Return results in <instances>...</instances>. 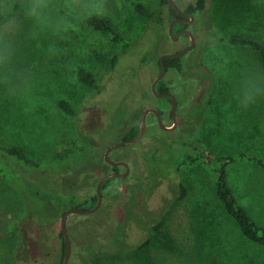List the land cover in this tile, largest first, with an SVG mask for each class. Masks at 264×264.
Segmentation results:
<instances>
[{
	"label": "rangeland",
	"instance_id": "rangeland-1",
	"mask_svg": "<svg viewBox=\"0 0 264 264\" xmlns=\"http://www.w3.org/2000/svg\"><path fill=\"white\" fill-rule=\"evenodd\" d=\"M110 2L116 22L107 20L129 44L126 52L112 43L106 32L86 22L65 40L55 41L61 50L57 56L48 55L50 35L26 39L21 56L34 73L33 89L24 99L7 98L0 90L1 144L23 147L31 159L39 161V166L30 168L15 157L0 155V264H62L60 218L70 210L62 196L72 197L78 190L72 186L69 171L98 165L108 148L139 126L145 109H160L163 123L173 125L170 102L155 97L151 83L160 73V56L182 50L191 43L190 38L175 42L169 37L160 46L156 44L154 27L134 6L140 3L155 9L159 0ZM174 2L184 10L196 0ZM236 3L205 0L204 11L196 12L188 27L196 46L181 57L185 67L179 73L168 70L164 76L165 82L172 83V92L183 82L189 84L178 95L182 105L189 101L191 85L196 88L197 81L203 80L198 91L209 104L202 111L201 104L193 106L195 112H178L177 127L164 133L149 113L142 139L110 152L112 160L130 166L124 189L118 191L113 181L102 191L97 211L67 216L72 242L68 264H82L80 251L87 245L98 253L99 264H264V247L240 236L215 195L216 170L225 167L235 198L264 230V167L251 159L264 160V98L247 110L240 109L233 84L219 78L209 66L207 48L201 43L202 35L218 30L225 37H252L264 45V0ZM164 14L167 28V7ZM221 44L234 78L242 65L262 70L253 48ZM149 50L155 59L147 65L140 63ZM80 69L95 75L97 88L79 81ZM61 100L72 104L75 116L58 107ZM190 144L201 147L199 151L210 156V163L199 157L192 166L175 173L174 166L184 154H199L190 150ZM155 150L154 155L151 151ZM228 158L233 161L227 163ZM180 186L186 194L177 199ZM95 193L94 187L83 189L80 198ZM146 239L150 242L139 253L117 252L120 240L135 248Z\"/></svg>",
	"mask_w": 264,
	"mask_h": 264
},
{
	"label": "trees",
	"instance_id": "trees-1",
	"mask_svg": "<svg viewBox=\"0 0 264 264\" xmlns=\"http://www.w3.org/2000/svg\"><path fill=\"white\" fill-rule=\"evenodd\" d=\"M233 3L237 6L236 0H232ZM243 6V4H242ZM167 7L168 10V23H170L173 18L178 17L176 14V11L174 8L171 6L169 0H159V6L155 9H149L144 7L142 4L137 3L134 6V11L142 16H144L147 21L154 27L156 34H158L156 44L160 46L163 42L166 40L170 39L169 34H168V26L165 28V18H164V8ZM205 8V0H196L195 5H190L186 8V12L193 14L196 12H202L204 11ZM239 15V14H237ZM87 25L95 30L98 31H104L110 38L111 42L114 43L115 45H118L121 47L122 51L127 50L129 47V44L125 41L124 36H122L116 29H114L108 22L107 19L104 20H99L96 18H93L91 20L86 21ZM187 26L181 22L176 23L173 26V34H177L183 29H185ZM222 42H226L230 45H239V46H244V47H251L258 53L259 61L262 67V70H264V45L258 41L257 39H254L252 37H246V36H241V37H225L223 36L221 38ZM155 53L153 51L149 50V53L142 55L140 59V63L142 64H149L150 61H153L155 59ZM117 62V56L114 57L113 59V65ZM158 66L161 71V66L159 63L158 59ZM166 68L168 70H175V71H182V69L185 67L182 63V58H165L164 59ZM202 68L208 72V67L205 64L201 65ZM210 71V70H209ZM209 73V72H208ZM78 79L81 83L88 87L92 88H97V78L92 72H89L85 69H80L77 72ZM200 90L203 88V86H199ZM156 91L158 93H165L168 91V89L165 87L164 83L160 81L156 87ZM200 93V96L198 95ZM169 100L168 98H165ZM211 102V101H210ZM194 106L199 107L200 106L201 111L205 110L206 106L209 104V99L206 101L205 96L201 94V91L197 92L195 101H194ZM58 107L66 113V115L73 117L76 115L75 109L72 106V104L69 101L66 100H61L58 102ZM140 126H133L123 137L122 141H128L133 139L139 132ZM161 132L164 133L163 130ZM190 150H197L199 151L202 149L201 147H197L195 145L190 144L189 145ZM87 150V147H86ZM152 153L157 154V151H151ZM8 155L10 157H15L18 161L23 162L26 164L28 167L33 168L36 166H39V161H36L34 159H31L28 156V153L23 147H18V146H13V147H5L1 144L0 142V155ZM148 153H146V156ZM202 157L206 160L207 163H210V156L207 154V158L205 157V153H201L199 151V154L197 155H192V154H184L182 156V160L174 166V171L175 173H178L181 168L186 167V166H192L196 160ZM254 163H258L260 166L264 167V160L262 161L261 159L257 158H251ZM220 162L222 160L219 158ZM229 160V161H228ZM232 158L227 159V163L232 162ZM226 163V164H227ZM110 169V166L107 164L105 160H102L98 165H83L80 168L77 169H69L72 174L71 178V183L72 186L75 188H78V190L72 194L73 196H62V199L66 200V203L69 204V208H77V209H89L95 206L97 203V196L96 193L93 195L86 196L84 198L81 197V190L86 189L90 190L91 188H96V184L99 181L100 178L96 177L95 173H99L101 176L105 175L108 173ZM115 172H118L117 167L114 168ZM1 174V170H0ZM216 180H215V195L222 207V212L225 213L229 218L233 220V222L236 224L240 231V236L249 242H254V243H259L264 247V230L259 227L256 222L252 219L250 216L249 212L245 207H243L235 198L232 189L229 187L227 184V179H226V170L225 167H220L218 170H216ZM1 176V175H0ZM115 182L117 185V190L121 191L123 188V178H111L105 182L103 185L102 191L112 182ZM141 184V183H140ZM137 187V186H136ZM80 191V192H79ZM89 193V192H88ZM135 195V193H132ZM185 189L183 186H180V193L177 196V199H182L185 197ZM134 197V196H133ZM56 205H54L55 207ZM53 207V208H54ZM210 223V222H209ZM160 223H158V226ZM59 236L63 237L61 231H59ZM150 240L146 239L140 244H137L135 248L130 247L126 240H120L119 242V250L117 252L119 253H124V252H140L143 251L149 244ZM65 253V244L63 242L62 245V255L64 257ZM81 262L82 264H99V255L98 253L94 250V248L90 245L82 247L81 251Z\"/></svg>",
	"mask_w": 264,
	"mask_h": 264
},
{
	"label": "clouds",
	"instance_id": "clouds-1",
	"mask_svg": "<svg viewBox=\"0 0 264 264\" xmlns=\"http://www.w3.org/2000/svg\"><path fill=\"white\" fill-rule=\"evenodd\" d=\"M93 18L116 22L110 0H0V90L10 99L26 98L35 85L34 73L25 66L21 44L26 39L51 36L47 52L50 57L60 54L55 41H63L79 25ZM223 33L213 30L201 37L207 48L209 66L219 78L233 84L234 97L242 110L264 98V70L242 65L233 77L229 61L221 44ZM223 60V64H214Z\"/></svg>",
	"mask_w": 264,
	"mask_h": 264
},
{
	"label": "water",
	"instance_id": "water-1",
	"mask_svg": "<svg viewBox=\"0 0 264 264\" xmlns=\"http://www.w3.org/2000/svg\"><path fill=\"white\" fill-rule=\"evenodd\" d=\"M171 6L174 8V10H176L177 14L180 15L181 17L185 18V17H189L190 20L187 23H192L194 21V15L193 14H183L179 11L178 7L176 6V4L174 3V0H169ZM184 20H180L179 18H174L168 25V34L169 37L174 40L177 41L179 36L181 34H187L191 40V44L190 46H188L187 48L175 52V53H164L160 56L159 58V63L161 66V71L158 74V76L153 80L152 84H151V92L154 96L156 97H164V96H169L172 100V110H171V116H172V121H173V125L171 127L166 126L162 119H161V115L160 113L156 110V109H145L141 115H140V130L138 132V134L131 140L128 141H120L117 144H115L114 146H112L111 148H109L104 155V160L112 165V166H118V165H122L126 168V172L124 174H116V173H109L104 175L102 178L99 179V181L96 184V196H97V203L95 204L94 207L89 208V209H77V208H72L69 211L63 213L61 215L60 218V230L61 233L63 235L64 238V244H65V253H64V258H63V263L62 264H68L69 263V259L71 256V251H72V243H71V239L70 236L68 234L67 231V226H66V220H67V216L70 214H83V215H89L94 213L95 211H97L101 205H102V201H103V195H102V188L103 185L105 184V182L111 178H125L129 171H130V167L128 165L127 162L125 161H111L109 158V153L111 150L121 147V146H125V145H133L136 144L143 136L144 131H145V127H146V118L147 115L149 113H153L156 116L157 122L159 127L164 130V131H172L176 128L177 126V119H176V100H175V96L172 94H159L156 91V85L157 83L164 77V75L166 74L167 68L164 62L165 58H181L183 57L185 54L189 53L191 50H193V48L195 47V38L193 33L190 30H183L181 32H179L177 34V36H174L173 34V26L177 23Z\"/></svg>",
	"mask_w": 264,
	"mask_h": 264
},
{
	"label": "flooded vegetation",
	"instance_id": "flooded-vegetation-1",
	"mask_svg": "<svg viewBox=\"0 0 264 264\" xmlns=\"http://www.w3.org/2000/svg\"><path fill=\"white\" fill-rule=\"evenodd\" d=\"M175 3V2H174ZM177 6V5H176ZM178 7V6H177ZM178 9H179V11L181 12V13H183V14H190V13H187L186 12V8L184 9V10H181L179 7H178ZM176 11V10H175ZM176 14H177V12H176ZM193 15H194V21H195V18H196V16H195V13H193ZM177 16L178 17H175V18H179L180 20H184V22L183 21H180L181 23H183V24H185L187 27L185 28V29H183V30H187L188 29V27L190 26V25H192V23L194 22H192V23H187L189 20H190V18L189 17H185V18H183V17H181L180 15H178L177 14ZM174 19V18H173ZM178 23V22H177ZM169 25V24H168ZM182 30V31H183ZM189 30V29H188ZM181 32V31H180ZM182 37H189L187 34H181L180 36H179V38H178V40H180ZM177 40V41H178ZM176 42V41H175ZM191 44V43H190ZM190 44L188 45V46H190ZM188 46H186L185 48H187ZM195 46H196V40H195ZM185 48H183V49H185ZM195 48V47H194ZM193 48V49H194ZM182 49V50H183ZM181 51V50H180ZM192 51V50H191ZM172 70V69H171ZM167 71H168V69H167ZM167 71H166V73H167ZM175 71V70H174ZM176 72H178V71H176ZM179 73V72H178ZM165 76V75H164ZM160 81H162L163 83H164V85H165V87L168 89V91L167 92H165V93H159V94H172V95H174L175 96V100H176V119H177V122H178V118H179V113L180 112H195V110H193V106H194V97H193V95H194V93L196 92V90L198 91L200 88H198V86H203L202 84H203V80H200V81H197V87L195 88V87H193V85H191V89H192V91H191V94H190V96H189V101L187 102V105H182L180 102H179V99H178V95H179V93H180V91H181V88H184V87H186L187 85H189L187 82H183L181 85H180V88L179 89H177V90H175L174 92H172V87H173V85H172V83H169V82H165L164 81V77L160 80ZM159 81V82H160ZM153 82V81H152ZM158 82V83H159ZM158 83H157V85H158ZM152 84V83H151ZM157 85H156V87H157ZM158 93V92H157ZM196 94V93H195ZM156 97V96H155ZM157 98H159V99H165V98H168L169 100V102H170V106H171V108H170V115H171V110H172V100H171V98L169 97V96H164V97H157ZM165 100H167V99H165ZM148 109H156L159 113L160 112H162L160 109H158V108H156V107H152V108H148ZM179 112V113H178ZM160 115H161V113H160ZM155 116V115H154ZM147 117H148V115H147ZM156 117V116H155ZM171 118H172V116H171ZM161 119H162V117H161ZM157 120V119H156ZM163 121V120H162ZM158 123V122H157ZM139 126H140V124H139ZM146 126H147V118H146ZM177 127V126H176ZM139 130H140V128H139ZM145 130H146V127H145ZM162 130V129H161ZM164 131V130H163ZM144 133H145V131H144ZM143 136H144V134H143ZM142 136V137H143ZM142 139V138H141ZM140 139V140H141ZM139 140V141H140ZM122 141V140H121ZM111 148V147H110ZM109 149V148H108ZM107 149V150H108ZM106 150V151H107ZM105 151V152H106ZM112 151V150H111ZM110 151V152H111ZM109 155H110V153H109ZM109 158H110V156H109ZM103 160H104V158H103ZM110 160L111 161H122V160H112L111 158H110ZM126 162V161H125ZM108 164V163H107ZM109 166H110V169H109V171H108V173H106V174H109V173H116V174H124L125 172H126V168L124 167V166H122V165H118V166H112V165H110V164H108ZM129 165V164H128ZM115 167H117V169H118V172H115L114 171V168ZM120 167H123L124 168V172L123 173H121L120 172ZM130 167V166H129ZM130 172V171H129ZM105 174V175H106ZM129 174V173H128ZM104 176V175H103ZM103 176H101L100 178H102ZM128 176V175H127ZM126 176V177H127ZM125 177V178H126ZM125 178H123V179H125ZM116 179H118V178H116ZM61 231V230H60ZM64 239V238H63ZM72 243V242H71ZM72 252V251H71Z\"/></svg>",
	"mask_w": 264,
	"mask_h": 264
}]
</instances>
